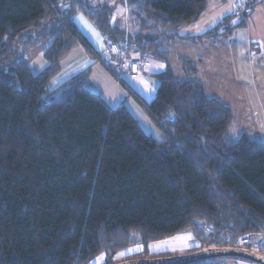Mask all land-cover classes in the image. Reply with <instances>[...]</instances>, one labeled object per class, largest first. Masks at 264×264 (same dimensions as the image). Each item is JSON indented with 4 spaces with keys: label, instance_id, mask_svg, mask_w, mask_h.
I'll return each instance as SVG.
<instances>
[{
    "label": "trees",
    "instance_id": "1",
    "mask_svg": "<svg viewBox=\"0 0 264 264\" xmlns=\"http://www.w3.org/2000/svg\"><path fill=\"white\" fill-rule=\"evenodd\" d=\"M208 1L119 0L126 22L107 1L0 0V264H89L101 253L115 264L122 249L182 232L219 248L264 230V142L233 139L232 110L192 78L196 64L182 59L179 77L169 62L174 43L228 38L264 0H249L236 26L227 15L199 36L181 34ZM79 13L105 41L127 39L128 53L165 64L142 104L163 138L124 102L110 107L90 68L50 89L78 43L96 51ZM44 42L47 64L34 74L24 51Z\"/></svg>",
    "mask_w": 264,
    "mask_h": 264
},
{
    "label": "crops",
    "instance_id": "2",
    "mask_svg": "<svg viewBox=\"0 0 264 264\" xmlns=\"http://www.w3.org/2000/svg\"><path fill=\"white\" fill-rule=\"evenodd\" d=\"M207 10L208 4L205 11ZM205 11L203 12V15L206 13ZM116 18H124V15H120V13H117L116 16H114L113 20H115ZM124 20L127 22V19L124 18ZM220 20L221 19L219 18V21ZM74 23L82 36L90 44V46L96 51L100 50L105 39L86 19V17L81 13L76 14L74 16ZM216 25L213 24V26H211L210 28H213ZM189 26L190 25H188V27ZM185 28H187V26ZM210 28H207V30H209ZM244 30H249V33H247L248 42H245V44L250 68L253 60H255L253 66L255 67L256 72L252 73L251 76L252 86L255 85L256 87H258L256 85V82H261V84L264 85V73L259 71V68L261 70H264V1L256 7L254 13L249 17V20L246 21ZM201 34L198 33L196 36H199ZM187 36L196 37L191 35L190 33ZM231 36L232 38H230L234 40V44L231 46L228 43V40H226L227 38H221L214 42L203 40L196 42L184 41L174 43L170 47L171 55L169 62L174 72L180 76H182L183 73L181 69L182 59L191 60L196 64L198 72L192 78L199 80L204 84L209 97L220 100L222 103L229 106L232 110L233 121L229 127V135L233 139H239L242 135H246L252 140L264 142V101H261L258 104H254L251 102V98H248L247 96L243 97L241 96V93L234 96L233 93H229V90L226 89L224 76L226 75V72L228 70L227 65L228 63L232 64V62L234 61L238 62L237 58L239 54L238 56L234 55H237V51L238 53H240V47L237 38L235 36L233 37V33L231 34ZM176 46H179L181 48V53L177 55H175L174 51ZM234 47H236V49ZM74 48L76 51H82V54L85 55L84 62L80 66V69H82L81 71H83L87 68H90V87L94 90L100 91L106 103L112 108H116L124 102L130 113L133 115L134 112L132 111L134 110H132V107H134L140 114H143V120L147 121L148 123L152 122V124H154V126L159 131L160 137L151 132H147L145 128L141 126L138 118L133 115L138 120L140 126L147 133H151L157 138H163L162 132L150 118L142 104L143 102L150 103L153 100L156 89L159 86V81L155 78V75H159L165 71V64L151 59L149 60L150 63H148V67H146L145 69L140 68V75L136 79L125 77L124 84L127 88L123 87V85L118 82L120 85H122L125 91L118 85H116L117 87H114L113 90L111 88L112 80L110 79L107 70L101 64L97 63L96 58H94L90 50L81 43H78ZM211 52L212 54H210ZM128 57L133 61L138 60V53L129 52ZM114 64L115 63L112 62L111 66L114 67ZM228 71L230 73H232L231 71H233V77H235L237 74L238 81H241L239 80V77H241L242 74L240 69L237 71H235L234 69ZM256 73L257 75H259V78L258 76H256ZM220 94H223L225 96V101L219 97ZM261 98L264 99V95H261ZM189 234L190 233L182 232L175 235V237L183 236L187 238L174 240L175 242L171 243L169 247H175L174 249L176 250L188 249L193 246L197 247L198 244L195 243L194 239ZM101 263L102 260L98 259L93 260L89 264Z\"/></svg>",
    "mask_w": 264,
    "mask_h": 264
},
{
    "label": "rangeland",
    "instance_id": "3",
    "mask_svg": "<svg viewBox=\"0 0 264 264\" xmlns=\"http://www.w3.org/2000/svg\"><path fill=\"white\" fill-rule=\"evenodd\" d=\"M100 1H107L109 4H113L114 6L117 5V12L120 13V15L123 14L125 19L127 18L128 11L122 5L121 6L123 8L119 6L118 4L119 0H100ZM248 1L249 0H209L208 10L205 11L206 13L204 15L202 14L200 19L196 23L191 24L189 27L187 26V28L182 30L181 34L189 35L190 33L191 35L196 36L198 33L199 34L204 33L207 30V28H210L211 26H213V24L216 25L217 22L219 21V18L222 19L226 17L227 15L236 14V16L232 19V22L230 24V26H236L238 23L242 21V19H245V16L247 14L246 6L248 5ZM59 2L61 3L62 0H59ZM247 20H249V18L246 19V21ZM244 28L245 26L236 28L232 31L233 37L235 36L239 42L240 53H238V51L236 50L237 55H234V56H238L239 54L237 58L238 62L234 61L232 62V64L228 63L227 65L228 70H232V69H234L235 71L239 69L241 70L242 74H241V77H239L240 78L239 80L241 81H238L237 74L235 77H233V71H231L232 73H230L228 70L226 72V75L224 76V79H225L226 89L229 90V93H233L234 96L239 95L241 93V96L243 97L247 96L248 98H251L252 103L258 104L259 102L264 101V99L261 98V95H264V85L261 84V82H258V83L256 82V85L258 87H256L255 85L252 86L251 76H252V73L256 72L255 67L253 66L255 63V60H253L251 64V68H250V63H249V59L247 58V50H246V44H245V42H248L247 33H249L250 28L249 30H244ZM230 37L232 38V36L230 35L228 37L229 39L227 38L226 40H228V43L231 46L234 44V40L231 39ZM219 39L220 37L216 38V40H219ZM126 40L121 44L123 45L122 48H127L126 45H127L128 40L127 41ZM47 46H48L47 42L36 43L28 47L24 51V55H25L24 58L28 66L32 69V72L34 74H37L38 72H40L47 64L43 56L44 51L46 50ZM234 48L236 49V47ZM180 50L181 48L179 46H176L174 50L175 55L180 54L181 53ZM82 53H83L82 51L80 50L76 51L75 48H73V50L67 55V57L65 56L63 58L61 62V71L56 76V78H54V80L52 81L50 89H55L57 86H59L60 84L65 82L67 79L71 78L72 76H74L75 74H77L78 72L82 70L80 69V66L83 64L84 58H85V55H83ZM210 54H212V52ZM138 58L144 66L142 68L145 69L146 67L149 66L148 63H150L149 62V60H151L150 58L145 57V56L140 57L139 55H138ZM129 61H131V63L128 62L130 65L132 64L137 65L138 63L137 62L138 60L133 61L130 59ZM97 63L101 64L98 61ZM115 67H116V63L114 64L113 70L115 71V74L117 75L116 71L119 70V68H115ZM259 71L264 73V70H261L260 68H259ZM107 72L109 74L110 79L112 80L111 88L113 90H114V87H117L116 85H118L121 89H124L123 87L127 88L126 85L118 81V79L115 78L111 74L110 71L107 70ZM178 76L182 77L183 73H182V76L180 75ZM256 76H258L259 78V75H257V73H256ZM124 77H129V76L126 73H124ZM118 82L122 84L123 87ZM240 82H243V83H240ZM219 97L225 101V96L223 94H220ZM132 110H134L132 111L134 112L133 115L136 118H138L141 126H143V128H145L147 132H151L155 134L156 136H159V131L154 126V124H152V122L148 123L147 121L143 120L142 119L143 114H140L138 110H136L134 107H132ZM187 233H190V232H187ZM189 235L192 236L195 243L198 244L197 247L193 246L188 249H181V250H176L174 249L175 247H169L171 243L175 242L174 240H181V238L182 239L187 238L183 236L175 237L174 235V236L166 237L159 241L151 242L148 244L147 248L143 247L141 244L131 245L117 252L116 255L113 257V261L117 263V262L125 261L126 259L137 258V257H170V256H177V255H187V254H192L194 252L200 251L205 248H217V247H211V244H206L203 247L199 239H196L192 233H190ZM98 259L102 260L101 264H105L106 263L105 253H101L100 255L95 257L94 260H98ZM207 263L208 264H255L247 260L238 259V258H229V257L207 260Z\"/></svg>",
    "mask_w": 264,
    "mask_h": 264
},
{
    "label": "built area",
    "instance_id": "4",
    "mask_svg": "<svg viewBox=\"0 0 264 264\" xmlns=\"http://www.w3.org/2000/svg\"><path fill=\"white\" fill-rule=\"evenodd\" d=\"M95 52L92 53L94 58L98 61L104 62L110 59L113 63H116L115 68H119V70L116 71L117 75L111 65H105V69L110 71L111 74L122 83H124L125 80L124 73L131 79H136L140 75V68L144 67L139 58L137 65H130L129 63H131V61H129L130 59L128 58V47L122 48L115 42L104 41L101 49ZM201 230L204 236L211 237L214 235V229L209 224H201ZM216 243L219 245V248H238L264 257V230L247 232L236 238H228L223 242L216 240Z\"/></svg>",
    "mask_w": 264,
    "mask_h": 264
},
{
    "label": "water",
    "instance_id": "5",
    "mask_svg": "<svg viewBox=\"0 0 264 264\" xmlns=\"http://www.w3.org/2000/svg\"><path fill=\"white\" fill-rule=\"evenodd\" d=\"M238 258L255 264H264V257L238 248H205L187 255L131 259L115 264H195L217 258Z\"/></svg>",
    "mask_w": 264,
    "mask_h": 264
},
{
    "label": "bare ground",
    "instance_id": "6",
    "mask_svg": "<svg viewBox=\"0 0 264 264\" xmlns=\"http://www.w3.org/2000/svg\"><path fill=\"white\" fill-rule=\"evenodd\" d=\"M97 60V59H96ZM98 61V60H97ZM98 62H100V61H98ZM104 67H105V65H111V63H112V61L110 60V59H108V60H106V61H104V62H100Z\"/></svg>",
    "mask_w": 264,
    "mask_h": 264
},
{
    "label": "flooded vegetation",
    "instance_id": "7",
    "mask_svg": "<svg viewBox=\"0 0 264 264\" xmlns=\"http://www.w3.org/2000/svg\"><path fill=\"white\" fill-rule=\"evenodd\" d=\"M142 258H156V257H137V258H130V259H126V260H131V259H142ZM125 260V261H126Z\"/></svg>",
    "mask_w": 264,
    "mask_h": 264
}]
</instances>
